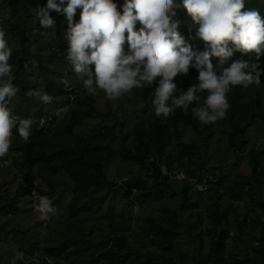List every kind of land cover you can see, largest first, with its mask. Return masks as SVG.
<instances>
[{"label": "trees", "instance_id": "1", "mask_svg": "<svg viewBox=\"0 0 264 264\" xmlns=\"http://www.w3.org/2000/svg\"><path fill=\"white\" fill-rule=\"evenodd\" d=\"M3 1L9 6L12 16L6 24L10 33L6 32L5 37L12 49L9 58L10 76L18 89L16 94L21 97V105L27 96L25 93L29 89H37L28 84L33 80L29 70L35 62L38 73L45 81L50 82L56 81L52 78L53 73L71 64L66 61L64 50L60 49L62 45L68 46V41L64 40L63 30L58 28V34H55L58 37L55 38L56 44L45 42L41 31L37 29L43 28L39 20L36 26L30 24L37 6L45 5L47 0ZM245 7L257 9L264 17V0H246ZM57 14L66 17L62 11L52 10L50 13L54 20ZM74 18L78 21L76 15ZM173 19L183 22L182 33L189 40L192 39L197 26L187 10L183 7L176 9ZM65 27H68V20H65ZM57 43L59 49L55 47ZM203 48L204 42L200 39L197 49ZM47 51L49 63L41 56ZM216 59L213 57L214 65ZM230 59H246L251 63L256 56L254 51L242 53L235 50ZM55 60L59 65H56ZM226 66L227 64L217 67V71ZM259 66L264 68V55L259 58ZM197 75L198 70L190 67L188 74H178L174 80L180 89L186 90L197 82ZM158 80L159 77L147 87H134L123 98L124 101L121 98L119 106L123 109L122 114L118 112V108H114V101L119 102L116 98H108L107 109L102 111L100 100L83 88L84 93L78 95V105L71 109V117L60 130L64 134L62 137H59L56 128L51 130L45 126H32L29 140L25 142L13 128L12 142L4 157L11 154L12 166L18 168L16 173H22L23 176L36 178V174L44 169L55 174L65 173L70 180L72 198L68 212L72 217L85 211H96L94 208L104 198L100 194L103 188L113 192L120 191L129 201H135L132 196L139 190L141 196L149 198L139 200L141 206L153 198L163 200L165 195L170 196L169 202L162 203L158 216L150 214L144 220L141 230L146 232L147 239L142 248H137L131 241L130 231L123 221H112L109 223L111 230L108 235L97 242L67 238L59 244L46 246L45 251L58 259L67 256L66 260H70L72 264H75V258L80 255L85 261L82 253H87L86 260H90L92 264L103 260L106 264H114L115 261L123 263L133 255L139 264H264V164L261 161V150L255 144L247 146L251 136L247 133L248 123L256 115L264 119V73L260 84L252 83L247 87L235 85L227 93L230 105L226 110L231 127L228 134L230 149L240 148L248 155L251 173H231L227 170L222 173L225 166L221 164L214 179L193 169V165L198 163L200 145L197 142L189 144L179 140L182 135L181 124L199 131V122L191 112V107L203 104L201 101H194L188 111L177 107L167 117L157 116L152 100ZM76 87L65 88L61 85L47 91L71 97L77 92ZM198 95L200 99L205 98L207 91ZM17 113L22 114L21 111ZM94 115L100 117V126L94 125L77 131L78 126ZM52 120L55 125L56 120ZM175 138L179 140L177 144H174ZM116 156L140 164L147 170V174H135L132 178L121 174L123 186L119 187L107 171V165ZM180 169L183 176L178 179L176 173ZM44 180L50 188L40 186L41 196H55V188L48 180ZM193 181L197 186L196 191ZM173 182L177 184L174 185ZM203 183L208 185L207 196L199 189V184ZM21 192L24 193L25 190ZM19 195L20 188L9 191V183L3 179L0 182V213L9 216L16 211ZM245 200L248 201L246 204ZM249 203L254 205L250 206ZM25 210L24 207L23 211ZM123 215L127 216V213L124 212ZM103 218L106 220L108 216L104 214ZM50 221L52 224L56 223L54 219ZM206 221H209V226L204 228ZM3 226L10 229L7 224ZM254 232L258 235L255 236ZM246 234L247 237L244 236ZM182 236L188 237V244L192 247L190 252L182 248L174 250ZM230 239L239 242L240 247L246 243L250 246V254H245V250H238L241 253L229 251ZM5 240L6 237L0 235V242Z\"/></svg>", "mask_w": 264, "mask_h": 264}, {"label": "clouds", "instance_id": "2", "mask_svg": "<svg viewBox=\"0 0 264 264\" xmlns=\"http://www.w3.org/2000/svg\"><path fill=\"white\" fill-rule=\"evenodd\" d=\"M245 3L246 0H124L120 10L116 0H67L66 3L47 0L45 5L37 6L36 16L41 27L52 28L55 20L51 11L66 14L68 27L63 31L64 40L68 41L66 58L75 73L84 74L82 83L89 93L102 89L108 98L115 99L134 87H147L159 77L152 100L157 116L167 117L177 107L188 111L194 101H200L198 93L206 90L203 105L192 106L191 112L199 121L209 123L226 115L230 106L227 93L232 86L260 84L264 73V68L259 66V58L264 55V17L257 9L246 8ZM181 7L197 25L190 40L182 33L183 23L178 30V21L173 19L176 9ZM77 8H81L80 17L74 22ZM137 21L141 25L138 29ZM5 32L0 25V157L9 150L14 127L25 142L32 127L29 118H20L9 107L18 89L10 77L12 49ZM197 37L199 43L194 44ZM200 39L204 42L203 50L197 49ZM235 50L254 51L256 59L251 63L246 59H230ZM213 57L217 58L215 65ZM225 64L226 67L217 71V67ZM190 67L198 70L197 82L182 90L174 77L188 74ZM25 94L45 104L52 101L47 92L39 89H29ZM4 163L12 166L7 158ZM18 175L30 182V208L40 212L45 220L49 213L55 212L51 201L41 196L40 185L33 184L34 177ZM10 232H13L11 228ZM7 240L8 237L3 242ZM17 248L15 256L27 264L37 263L22 258L20 251L32 255L37 249H42L56 264H67L64 259L49 255L42 243H29L28 251ZM10 250L7 247L0 264L13 263L12 258L8 261ZM100 263L106 264L104 260ZM45 264L50 263L45 261Z\"/></svg>", "mask_w": 264, "mask_h": 264}, {"label": "rangeland", "instance_id": "3", "mask_svg": "<svg viewBox=\"0 0 264 264\" xmlns=\"http://www.w3.org/2000/svg\"><path fill=\"white\" fill-rule=\"evenodd\" d=\"M118 9H120V5L123 4L124 0H116ZM9 6L5 4L3 0H0V25H2L6 32L8 33V29L6 28V24L9 23L10 18H12L9 12ZM122 10V9H120ZM35 11V10H34ZM81 8H77L74 15L80 17ZM66 17L62 15H56L55 24L52 28H37L42 34L45 42H51L56 44L55 38H58L55 34H58L56 30L62 29L64 32L67 31L65 27ZM74 22L77 19H73ZM178 21V30L181 27V20ZM38 22V17L35 16L31 19L30 24L36 26ZM197 26V25H196ZM135 27L138 29L141 27L140 22L137 21ZM5 32V33H6ZM10 33V32H9ZM198 37L193 42L194 44H198ZM67 41V39H66ZM68 44V43H66ZM57 49H59L58 43L55 45ZM55 48V49H56ZM67 48L68 46H61V50H64L67 57ZM49 52L43 53L41 56L48 61ZM68 59L66 58V61ZM56 61V60H55ZM68 63L69 60L67 61ZM37 62L34 63V66L31 70H29L30 75H32L33 80H30L28 84L31 86H36L41 92H47L51 97V103L45 104L39 101L35 97L26 96L24 98V103L19 105L20 97L16 94L10 101L9 107L12 109L14 113L21 111L22 114L18 115L20 118H29L32 121V126H45L50 128L51 130L56 128L59 132V137H62L64 134L60 131L65 126V121H67L71 117V109L78 105L77 100H79L78 95H82L83 92V79L84 74L75 73L72 70V65H68L67 68L59 70L56 73H53V79L56 81L50 82L45 81V78L38 73ZM49 63V61L47 62ZM56 65H59V62L56 61ZM94 70V65L90 66ZM50 71V70H49ZM61 72V73H60ZM11 77V76H10ZM12 80V77H11ZM264 83V82H263ZM63 86L65 88L71 86H77V92L70 95L58 93V92H49L47 91L51 87L54 86ZM264 93V91H263ZM95 98L100 100V109L102 111L107 109V96L105 95L102 89H96L95 93H92ZM128 94V92L123 93L121 96L116 99L119 102L114 101V108H118V112L121 113L123 109L119 106L122 102L120 99ZM264 95V94H263ZM131 97V96H130ZM129 97V98H130ZM128 98V99H129ZM127 99V100H128ZM127 100L124 102L126 103ZM124 101V100H123ZM203 104L204 98L200 99ZM122 114V113H121ZM119 114V116H121ZM228 112L226 111V115L223 118H218L214 122L203 123L199 122V131H195L193 127H187L183 124L180 125V129L182 131L180 141L185 143H196L200 145L197 157V164L193 165V169L198 173L204 174L207 178H216V173L218 167L223 164L225 167L222 173L227 170V172L236 173L237 171H241L244 174H250L251 169L248 165L249 157L244 151L240 148L238 150L230 149V143L228 141V134L230 132V124L227 121ZM55 119L56 124L54 125ZM100 117L93 116L92 118H88L82 125L77 127V131H81L83 128H90L95 126H100ZM247 127V133L251 134L247 141V146L251 144H255L256 148H259L262 152L261 161L264 164V119H261L256 115ZM211 126V127H210ZM177 138L174 139V144H177L179 141ZM242 147V146H241ZM7 154V153H6ZM9 154V153H8ZM14 155V154H13ZM12 155V156H13ZM11 154L7 157L8 163L11 162ZM5 157H0V182L4 179L9 183V191L16 190V188H20L19 195V205L16 211H13L9 216H5L0 213V235L8 237V240L4 243L0 242V263L3 262L2 256L6 254L7 247H9L10 254L8 261L12 258V264H27L22 259L17 258L15 256V247L17 248H25L27 251L29 249V243L33 245L38 242V244H43L44 247L53 244H59L64 239L67 238H83L88 241L97 242L98 240L105 238L110 232V224L112 221H120L124 223L128 230L130 231L131 241L136 245L137 248H142L145 245L147 234L145 231L141 230L142 224L146 217L150 214H154L158 216L160 213V207L162 203L169 202V195H165L164 199H155L153 198L150 202H147L144 206L139 204V200L149 199L141 196L139 194V190L134 192L133 198L135 201H129L121 192H113L109 191L108 188H103L101 191V195L104 197L99 206H96L94 210L90 212H83L79 214L77 217H72L69 215L70 202L72 198V193L70 190V180L68 176L61 173H53L49 169H44L41 172L36 174V178L33 180V184L35 186H43L45 189H49L50 187L44 183V178L49 181L51 186H53L56 190V195L48 196L51 201L52 206L55 208L54 213H49L47 218L41 219L40 212L34 210L32 207L30 208V200L28 195V188L30 186V182H28L25 178L19 176L16 172L18 169L13 166L5 165L4 163ZM165 167V165H164ZM107 171L109 177L112 178L119 184V187H122V177L123 174L126 178H132L135 174L144 176L147 174V170L143 168L140 164L130 161L122 160L119 156L114 157L110 163L107 165ZM177 178H181L183 176L182 169L177 171ZM17 175V176H16ZM125 179V178H124ZM119 182V183H118ZM174 185L177 182H173ZM195 191L197 190V186L193 181ZM205 186H208L206 183L199 184V189L206 194H209L208 188L206 191ZM24 191L22 193L21 191ZM120 190V189H119ZM70 193V194H69ZM208 193V194H207ZM180 200V198H179ZM248 201L245 200V204ZM24 203L26 206H24ZM250 206L254 205L249 203ZM25 207V211L23 208ZM124 212L127 213V216H124ZM106 214L108 218L105 220L103 215ZM54 219L56 222L52 224L50 221ZM44 222L46 223V227L44 226ZM3 224H7L9 228L14 230V232H10L3 226ZM48 224V226H47ZM209 226V221H206L203 225L204 228ZM257 231H260V228H257ZM254 235L257 236L258 233L254 232ZM247 237V234L244 235ZM251 239V238H249ZM188 237L182 236L179 242L176 244L174 250H180L181 248L187 251H191V244H188ZM15 246V247H13ZM17 248V249H18ZM228 250H234L235 253H241L245 250V254H250V246L246 243L240 247V243L234 239H230L228 243ZM31 251V250H30ZM85 257V261L81 258V255L75 258V264H92L90 260H86L87 253H82ZM66 256V254H65ZM67 264H72L71 261H67L65 257H62ZM74 259V258H73ZM94 264V263H93ZM95 264H100L95 263ZM114 264H139L138 259L134 257V255L126 262H117Z\"/></svg>", "mask_w": 264, "mask_h": 264}, {"label": "built area", "instance_id": "4", "mask_svg": "<svg viewBox=\"0 0 264 264\" xmlns=\"http://www.w3.org/2000/svg\"><path fill=\"white\" fill-rule=\"evenodd\" d=\"M206 189V187H205ZM33 193H35V197H36V192L35 190H33ZM20 256L24 259H28V260H34L37 264H45V261L49 262L50 264H56L51 258H49L42 249H37L35 250L34 254L29 255L26 254V252L24 251H20ZM102 264V263H100Z\"/></svg>", "mask_w": 264, "mask_h": 264}]
</instances>
